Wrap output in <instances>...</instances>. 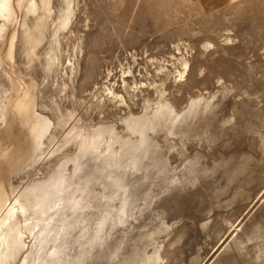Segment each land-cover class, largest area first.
Returning a JSON list of instances; mask_svg holds the SVG:
<instances>
[{
  "label": "rangeland",
  "instance_id": "374dc122",
  "mask_svg": "<svg viewBox=\"0 0 264 264\" xmlns=\"http://www.w3.org/2000/svg\"><path fill=\"white\" fill-rule=\"evenodd\" d=\"M64 6L65 0H52L45 22L41 14L28 17L31 27L46 24L37 45L29 47L17 25L13 61L0 40V103H8L7 123L0 113V183L10 199L29 202L27 195L63 168L74 174L79 202L74 212L67 206L58 211L68 216L56 244L61 223L52 220L60 216L51 211L50 242L32 257L26 250L13 264H31L35 256L41 257L34 264H57V251L59 264H141L159 248V264H264V183L244 186L247 200L241 201L235 200L240 183L224 179L234 160H264V0H226L211 8L203 0H72L70 21L61 28ZM23 19L21 12L19 23ZM110 88L128 107L109 99ZM161 92L180 118L201 102L211 108L175 135L150 132L156 143L150 151L165 159L169 171L152 174L163 164L150 160L149 151L138 160L121 157L120 143L114 153L105 144L80 147L83 136L109 126L128 140L125 118L148 113ZM25 93L36 113L52 121L39 152L17 118ZM195 157L201 169L193 175L187 169ZM79 159L87 162L74 171ZM140 176L145 187L133 186ZM125 183L132 186L125 189ZM137 188L149 201L128 197ZM125 202L129 218L114 211ZM106 216L109 222L99 224ZM32 240L26 243L32 246Z\"/></svg>",
  "mask_w": 264,
  "mask_h": 264
},
{
  "label": "bare ground",
  "instance_id": "6f19581e",
  "mask_svg": "<svg viewBox=\"0 0 264 264\" xmlns=\"http://www.w3.org/2000/svg\"><path fill=\"white\" fill-rule=\"evenodd\" d=\"M51 3H52V0H0V40L3 41L2 43H4L5 56L7 57L8 60L13 61V59H14L13 54H14V50H15V46H16L17 35H18L17 34V25L18 24H21V26L24 30V35L27 38L26 42H27V45L29 47H32L33 45H37L39 43V41L43 35L42 29H44L46 24L44 23L41 27H38L37 25L34 24V26L31 27V26H29L27 19L30 15L36 17V15L41 14L40 17L45 22L47 20L48 16H51V13H52ZM71 5H72V0H65V6L62 10V16L60 17V27L61 28L65 27L68 24V22L70 21V17L72 15ZM21 12H24V19L21 23H19V16H20ZM187 67H188V62L184 61L183 62V68H184L183 72L186 71ZM167 76H168V74H167ZM108 90H109V93H108L109 99H111L112 101L118 100L119 103L121 104V106L122 105H125V106L128 105L124 96L118 95L112 88H110ZM163 97H164V92H161L160 100L157 103H152L150 111L148 113L143 114V116H140V115L135 116L134 114L133 115L131 114L127 118H125L126 128L130 132V138H128V140H124L123 138H119L118 130L116 129V127H110L109 126L107 129L94 130L92 133L90 132L85 137L83 136L82 140H81L80 147H82V149H83V147H85V148L90 147L93 149H97V148L99 149V146H101V144H105L106 149H108V152L110 151L109 153H112L113 149L115 148L114 146L120 143V146L123 148V150L121 151L122 155L120 153L121 157L125 154H128V155H130L129 160L130 159L131 160H138L139 158H137L135 156L141 157V155L143 153L146 154V152H148V151L152 152L150 150L156 144V143L153 144L154 141L152 142L153 138L151 137L150 132L152 133V132H156L160 129H163V130H166L169 135L170 134L175 135V134H177L176 129L181 128L184 125V123H186L188 120H194L195 121L196 118L199 116V114L205 113L210 108V105L207 102H204V103L201 102V103H199V104H202V105H200V108H195L196 106L192 107L190 110H188L180 118V114H176V111L175 112L173 111V106L170 103L166 102V100ZM33 98H35V97H33ZM100 103H101V101H100ZM7 111H8V103L3 101V103H0V113H1V117H2V120L4 121V123H7V116H8ZM9 111H10V109H9ZM17 116H18L17 118H19L21 120L20 123L22 122L25 125V127L29 128L30 135L32 136V139L35 143L34 148H35L36 152L42 151V147L44 145V139L52 127V121L50 120V118L36 113L34 101L31 99L29 93H25L23 95V97L21 99H19V109H18ZM63 120H65V119H63ZM70 120H72V119H70ZM67 123H68V121L66 119V122H64L63 124H67ZM74 131H75V129L73 127L72 130L68 134H72V133H74ZM107 135H108V140H106ZM184 135L187 136L186 133ZM79 136H81V135L78 132V133H76L74 138H78ZM131 136H134L135 139H136L135 136H139L140 138L137 140H135V139L133 140V137L131 138ZM262 147H263V152H264V139H262ZM140 150H142L141 154H140ZM113 153H114V151H113ZM117 154L119 155V153H117ZM79 156H78V158H79ZM111 156H110V158H111ZM112 158H113V156H112ZM76 160H74V164H76V162H77ZM122 160L121 161L118 160L119 162L116 161V163L117 162L122 163ZM150 160H154L155 164L157 162H160L161 165L163 164V167L158 168L157 171H155V170L153 172L151 171L152 174L160 173V172L167 170V164L164 161L165 159L161 158L157 154V152L154 151L153 156H152V158H150ZM194 160L195 161H193L192 163L190 162L192 160L189 161L191 163V164H189L190 168L189 167H185V168H189L187 170L192 172V174H193V172H196V174H197L198 173L197 171H199L201 169V162H200V159L198 157ZM79 161H78L79 163L76 165V170H74V171H77L79 168L84 166L83 164H86V162H87V160H86V162L84 160L83 161L84 163H82L81 159H79ZM227 164H228V162H227ZM123 165H124V162L122 163V166ZM65 167L66 166H64V168ZM144 169H145V166H144ZM125 170H126V168H125ZM121 171H123V170H121ZM167 171H169V170H167ZM186 171L185 172L182 171V173L183 174L187 173ZM225 171L226 172H224L225 173L224 179H226V181L229 184H234L236 182L240 183V185L236 188V191H235V197H236L235 200L239 199V200L243 201L246 199L247 194H245L246 191L244 189V186L250 185L256 181H259L260 183H264V160L263 159H262V161L256 162V161L252 160L251 157L245 156L239 160H234V162L228 164L226 166ZM60 172H61V174L58 173L57 176L52 177L48 182L44 183L43 187L41 189H39V191L37 193L32 192L31 194L27 195V200H29V202L22 200L19 196H16L15 198L10 199L7 195V192H6L7 190L5 189L4 183L3 184L0 183V264H13L26 250L29 251L28 257H32L31 255H37L38 253H40L43 250V248L50 242V240L48 239L50 234L53 231H55V228H53L55 225L53 227L51 225L54 224L55 222L56 223L60 222L61 224L58 223L59 225L56 226L57 227L56 235H55V237H53L54 239H52L53 243L56 244V242L58 240L57 236L59 235V232L66 225L64 223L65 222L64 218L66 216H68V215H66V212L59 214L58 211H60V209H62L61 208L62 206L63 207L67 206V207H69V209H72L79 204L77 197H76V192L78 189L74 187V185H75V183L73 181L74 174L72 173L70 175H66V173H65L66 169H63V168ZM179 172H180V170H179ZM120 173H122V172H120ZM120 173L119 174L117 173L116 175L117 176L119 175L120 178L124 179L123 178L124 176L121 177ZM203 173H202V175H203ZM173 175H174V173H173ZM185 175H187V174H184L185 178L188 177ZM155 176L156 175H154L153 177H155ZM119 177H118V179H119ZM173 177H175V175ZM148 178L145 179V181L150 180ZM172 178L170 180H172ZM187 180H189V179H187ZM143 181L144 180L140 176L137 183H134L133 186H135V184H138L140 186V185H142ZM171 182H173V181H171ZM176 183H178V182H176ZM165 185L167 186V183ZM130 186H132V185L131 184L129 185V183L124 184L125 189L126 188L128 189V187H130ZM142 186L145 187L144 184ZM144 191H146V190H144ZM114 193H116V192H113L109 196L110 199H111V197L113 198V196H114V198H116L115 197L116 195H114ZM144 193L139 191V189L137 188L133 192H131L129 195L127 193V195H128V197H131L132 200H134V202H137L139 200L144 199L145 195L147 196V194L143 195ZM48 194H49V196L50 195L51 196L48 199H45ZM66 194H68V195H66ZM122 196L125 197V195H122ZM127 198H125L126 201H127ZM122 199H119V200H122ZM145 199H144V201L148 200V199H146V200ZM115 202H116V200H115ZM118 202H121V201H118ZM151 202L152 201L150 200V203ZM28 203H30V204H28ZM84 204H85V202H84ZM67 207H65V208L67 209ZM126 207H127V203L125 202L121 206L120 209H119V206H118V208L115 207L114 211L116 209H118L117 211H119V213L121 215L125 216L126 218H129V217H127L128 213H127ZM84 208H86V205L81 206V209H84ZM74 209H72V211ZM51 211H54V214H57V215L59 214V216H60V218L58 220H56V218H55L56 221L52 220V221H54V223L53 222L51 223V221H50L52 219V216L49 214ZM134 212H135V210H134ZM115 214H116V211H115ZM73 215H75V214H73ZM117 215H118V213H117ZM70 216H72V215H70ZM107 216L104 217L99 224L103 225V223L106 220H108V222H109V218L106 219ZM80 217L81 216H79L78 218L80 219ZM83 217H85L84 214H83ZM86 218H87V216H86ZM113 218H116V217H113ZM67 220L69 221V219H67ZM118 220H119V222H122L123 221L122 216L119 215ZM87 226H88V224H87ZM102 228H103V226H102ZM36 230H38V231L36 232ZM97 234H99V233H97ZM67 236H68V234H67ZM30 237H33V240H34V244L32 246H29L30 243H29V245L26 243V239L30 238ZM89 237H90V235H89ZM86 243H88V242H86ZM89 246H88V249H86V250H89ZM51 247H54V246H52V244H51ZM56 247L59 249V245H57ZM159 249L156 251L154 250L153 256L151 255L152 257H149V256H148V258L146 257L147 260L145 259V261H143L141 264H159V261L160 260L162 261V258L160 256L161 254H159L160 253ZM34 251H37V253H34ZM57 254H58V257L56 258V260H58L57 264H59L62 256L59 255L58 251L55 254H53V256H55ZM40 257L35 256L33 259L31 258L32 261H30V263L31 264L36 263L37 259H39Z\"/></svg>",
  "mask_w": 264,
  "mask_h": 264
},
{
  "label": "crops",
  "instance_id": "0c3cea01",
  "mask_svg": "<svg viewBox=\"0 0 264 264\" xmlns=\"http://www.w3.org/2000/svg\"><path fill=\"white\" fill-rule=\"evenodd\" d=\"M206 7L211 8V7H217L226 2V0H203Z\"/></svg>",
  "mask_w": 264,
  "mask_h": 264
}]
</instances>
